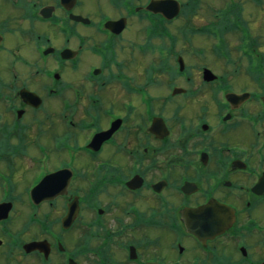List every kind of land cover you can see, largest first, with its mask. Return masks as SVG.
<instances>
[{
    "label": "flooded vegetation",
    "instance_id": "obj_1",
    "mask_svg": "<svg viewBox=\"0 0 264 264\" xmlns=\"http://www.w3.org/2000/svg\"><path fill=\"white\" fill-rule=\"evenodd\" d=\"M0 264H264V0H0Z\"/></svg>",
    "mask_w": 264,
    "mask_h": 264
},
{
    "label": "water",
    "instance_id": "obj_2",
    "mask_svg": "<svg viewBox=\"0 0 264 264\" xmlns=\"http://www.w3.org/2000/svg\"><path fill=\"white\" fill-rule=\"evenodd\" d=\"M171 5H175L179 9V5L176 2H173V1H155V2H152L148 6V9L153 11V12H155V13H161L162 12L165 15L166 18L172 19L173 17L176 16L178 11L175 10L173 13L169 12V9H170ZM42 183L43 182H41L39 184V186H37L36 189H42Z\"/></svg>",
    "mask_w": 264,
    "mask_h": 264
},
{
    "label": "rangeland",
    "instance_id": "obj_3",
    "mask_svg": "<svg viewBox=\"0 0 264 264\" xmlns=\"http://www.w3.org/2000/svg\"><path fill=\"white\" fill-rule=\"evenodd\" d=\"M183 20H184V19H183ZM183 20H180V21H179V23H180V22H182V23H180L178 26H180V25L183 24V22H184ZM231 43H232V42H231ZM194 44L197 45V46H202V45H204L205 47H207V44H205V42H202V43H201V42H196V41H195ZM184 53H185V55L188 54V49H186V51H184ZM199 54H200V53H199ZM199 56L202 57V55H199ZM152 58H153V57H151V58H146V62H149L150 60H152ZM191 59H192V58L188 57L189 62L193 61V60H191ZM147 60H148V61H147ZM146 62H145V63H146Z\"/></svg>",
    "mask_w": 264,
    "mask_h": 264
}]
</instances>
